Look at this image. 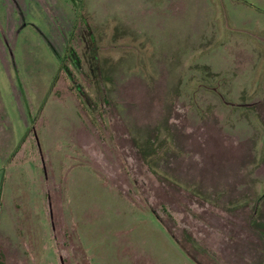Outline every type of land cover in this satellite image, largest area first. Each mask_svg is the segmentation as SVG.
<instances>
[{
    "label": "rangeland",
    "instance_id": "1",
    "mask_svg": "<svg viewBox=\"0 0 264 264\" xmlns=\"http://www.w3.org/2000/svg\"><path fill=\"white\" fill-rule=\"evenodd\" d=\"M261 15L0 0V264H264Z\"/></svg>",
    "mask_w": 264,
    "mask_h": 264
},
{
    "label": "crops",
    "instance_id": "2",
    "mask_svg": "<svg viewBox=\"0 0 264 264\" xmlns=\"http://www.w3.org/2000/svg\"><path fill=\"white\" fill-rule=\"evenodd\" d=\"M261 16H263V15H261ZM264 17V16H263ZM260 21H261V24L262 25H264V18L263 19H260ZM261 24H259V25H261ZM258 25V26H259ZM258 40H259V42H263V44H264V38H258ZM259 58V57H258Z\"/></svg>",
    "mask_w": 264,
    "mask_h": 264
},
{
    "label": "trees",
    "instance_id": "3",
    "mask_svg": "<svg viewBox=\"0 0 264 264\" xmlns=\"http://www.w3.org/2000/svg\"><path fill=\"white\" fill-rule=\"evenodd\" d=\"M82 26V25H81ZM83 28H84V30H88V26H87V24H83V26H82ZM71 35H72V33H71ZM71 37V36H70ZM69 42V41H68ZM66 51H67V49H66Z\"/></svg>",
    "mask_w": 264,
    "mask_h": 264
}]
</instances>
